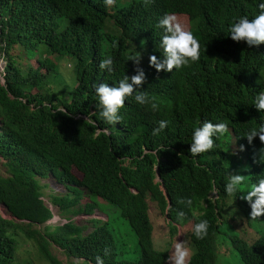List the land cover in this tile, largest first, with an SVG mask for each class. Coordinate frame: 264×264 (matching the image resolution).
<instances>
[{
    "label": "trees",
    "instance_id": "1",
    "mask_svg": "<svg viewBox=\"0 0 264 264\" xmlns=\"http://www.w3.org/2000/svg\"><path fill=\"white\" fill-rule=\"evenodd\" d=\"M237 1L116 0L108 8L103 0H0V206L7 214H0V264H16L22 237L47 264H63L52 247L77 264H96L97 256L104 264H166L168 247L153 246L151 208L165 215L170 237L179 229L187 233L190 264H264V231L248 241L234 217L225 216L223 182L219 199L209 197L212 180L225 181L218 158L246 159L256 156L258 143L263 146L258 136L249 144L244 135L264 123L250 93L264 72V49L231 39L229 28L241 14ZM252 1L244 0L246 7ZM166 13L193 32L201 54L187 67L157 72L149 57L163 58L159 20ZM138 52L146 76L138 91L147 93L149 103L138 104L133 94L120 110L122 122L109 125L93 85L113 86L135 75L137 65L128 56ZM108 56L111 73L99 68ZM211 119L225 121L235 147L244 150L231 151L227 139L193 157L194 128ZM160 120L168 126L153 135ZM49 177L65 188L50 194L66 217L61 224H50L53 213L42 199L46 185L40 180ZM93 197L111 204L122 224ZM188 199L190 207L180 203ZM95 209L106 219L91 218L92 229L83 233L85 225L71 216ZM205 219L208 235L197 239L192 225ZM122 229L136 242L118 250V233L125 243ZM219 243L228 254L218 252Z\"/></svg>",
    "mask_w": 264,
    "mask_h": 264
},
{
    "label": "clouds",
    "instance_id": "2",
    "mask_svg": "<svg viewBox=\"0 0 264 264\" xmlns=\"http://www.w3.org/2000/svg\"><path fill=\"white\" fill-rule=\"evenodd\" d=\"M103 3L106 7L111 8L116 5V0H103ZM145 3H148V0H145ZM128 6L133 8L129 4ZM235 7L241 14L238 15V20L233 22L229 28L231 39L254 50H263L264 0L249 2L247 7L244 0H239L235 3ZM135 22L139 23L141 20H135ZM159 27L163 29V35L160 39V49L162 50L163 58L150 55L149 65L151 67H154L157 72L160 70L172 72L173 69L179 70L189 66L190 62L199 61L201 44L177 15L166 13L159 20ZM115 46L114 42L113 47ZM128 60L133 61L137 65L135 75L131 77L125 75L123 79L119 80L118 84L114 83L113 86H110L108 82H100L93 85L98 107L100 108V116L109 125L122 122L123 118L120 115V110L124 107L126 100L133 94H135L134 99L138 104L149 103L147 93L138 91L146 80L145 71L139 67L141 54L139 52L130 54ZM99 68L102 70L106 69L109 73L113 72V59L110 56L105 57L101 60ZM262 79L264 80V72L258 74L257 82L250 86V93L255 95L253 104L256 109L264 113V85H259ZM151 107L156 110L158 105L152 103ZM222 119L206 120L200 126L194 128L189 149L193 157L215 149L216 143L222 144L227 139L231 142V151L244 150L243 145L235 147V136L232 128ZM167 126L168 121L160 120L158 127L153 129L152 134L159 135ZM227 133H229V136ZM244 136L249 144H252L254 137H259L263 146L258 143L259 152L256 154L257 158L255 154H249L246 159L239 156L225 157L222 160L218 158V164L221 167L220 172L225 175V181H220L219 185H217L212 180L209 197L219 199L217 187L222 186L223 182L227 193L223 207L224 214L227 213V208L229 207V216L228 214H225V216H228L229 219L233 216V223L239 228L242 223H245L254 229L259 236V233L263 232L264 228L253 227L251 223L262 222L260 226L264 225V123H261L258 127H252ZM228 200L229 205L227 204ZM180 203H187L190 207L192 200H181ZM178 217L183 218L184 213L179 212ZM208 229L209 222L205 219L192 225L191 231L197 239H204L208 235ZM192 254L186 241H177L167 259L169 264H190ZM96 264H104L100 256L96 257Z\"/></svg>",
    "mask_w": 264,
    "mask_h": 264
},
{
    "label": "rangeland",
    "instance_id": "3",
    "mask_svg": "<svg viewBox=\"0 0 264 264\" xmlns=\"http://www.w3.org/2000/svg\"><path fill=\"white\" fill-rule=\"evenodd\" d=\"M61 65H62L63 70L64 69L68 70V68H70L69 62H67L65 60L61 62ZM66 70H65V72H67ZM40 182L42 185H46L45 187H43L44 193H43L42 199H43L45 205L51 209V212L53 213V216L55 217L54 219H51L49 221V222H51L50 224H61V223H63V221L66 217L63 216L62 214H60L59 208L50 202V194L51 193H54V194L64 193L65 188L62 185L58 184L56 181H54V179L51 177L46 178V179H42V180H40ZM44 183H46V184H44ZM86 199L87 198H83L81 200V203H85L87 201ZM93 200L100 202L102 209H104L105 213H109L110 216H112V219L117 218L118 224H120V225L122 224L123 221L121 220V218L118 217V215H115L114 210H113V206L111 204H109L108 202H106L105 200H103L102 198H99V197H93ZM227 204L229 205V200L227 201ZM151 212H152V215H151L152 222H154V225H155L154 232L152 233L153 246L155 248H158V249L164 248L165 250H167V247H168V253L170 255V253L174 249V245L177 241L178 242L186 241L188 247L190 248V250L192 252V247H191L189 236L187 235V233L182 234L181 230L179 229L178 234L170 237L169 229L166 226V220L167 219L164 217L165 215L164 214L162 215L161 213H159L158 211H156L153 208H151ZM0 214L3 217L7 216V214L5 213V209L2 206H0ZM225 214L226 215L228 214V216H229V207L227 208V213H225ZM91 218H100L102 220H105L106 216L100 210H97V209H95L94 212L91 213L90 215L80 213L78 215L71 216V219L74 220L77 224L85 225L83 233H86L92 229V224L89 221ZM163 219H164V221H163ZM251 225L253 227L264 228V225L260 226V225H262V222H253V223H251ZM186 226H187V231L190 230L191 225H186ZM240 229L244 230L243 236L248 241L252 240L251 235L257 234V232L254 229L247 226L245 223L241 224ZM122 230H123V238L125 240V243L123 242L121 235H119V233H118V236L121 239V244H122L121 246L118 247V250L120 248H124V247H132L135 245V242H136L135 236L133 234H131V233L126 234L124 232V229H122ZM115 232H117V231H115ZM116 244H117V242H116ZM218 248H219L218 252L220 254L225 253V252L228 254V249H227L226 245L219 243ZM131 250H127V252L130 253ZM52 252L54 253V255L57 256L58 259H60L62 261L63 264H77L78 263V260L67 257L60 249H58L56 247H52ZM16 264H47V263L44 261V259H42L39 256V254L37 253L36 249L32 246V244L25 237H22V242L19 245L18 250H17V262H16ZM166 264H169L168 260L166 261Z\"/></svg>",
    "mask_w": 264,
    "mask_h": 264
},
{
    "label": "built area",
    "instance_id": "4",
    "mask_svg": "<svg viewBox=\"0 0 264 264\" xmlns=\"http://www.w3.org/2000/svg\"><path fill=\"white\" fill-rule=\"evenodd\" d=\"M4 65H5V61L3 60V58L1 57L0 58V79H1V81H3L2 80V73H3V70H4ZM55 217L53 216V218L52 219H54Z\"/></svg>",
    "mask_w": 264,
    "mask_h": 264
},
{
    "label": "water",
    "instance_id": "5",
    "mask_svg": "<svg viewBox=\"0 0 264 264\" xmlns=\"http://www.w3.org/2000/svg\"><path fill=\"white\" fill-rule=\"evenodd\" d=\"M0 34H1V25H0ZM157 178H159V175H158V173H157Z\"/></svg>",
    "mask_w": 264,
    "mask_h": 264
}]
</instances>
